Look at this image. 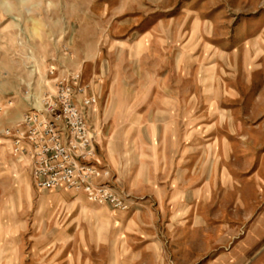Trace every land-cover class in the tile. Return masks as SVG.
<instances>
[{
	"label": "rangeland",
	"instance_id": "rangeland-1",
	"mask_svg": "<svg viewBox=\"0 0 264 264\" xmlns=\"http://www.w3.org/2000/svg\"><path fill=\"white\" fill-rule=\"evenodd\" d=\"M66 72L126 210L14 153ZM0 264H264V0H0Z\"/></svg>",
	"mask_w": 264,
	"mask_h": 264
},
{
	"label": "built area",
	"instance_id": "built-area-1",
	"mask_svg": "<svg viewBox=\"0 0 264 264\" xmlns=\"http://www.w3.org/2000/svg\"><path fill=\"white\" fill-rule=\"evenodd\" d=\"M97 102L80 73L66 72L40 107L23 114L14 131V153L29 161L38 188L67 187L93 203L126 210V199L108 184L98 183L106 173L91 163L97 134L89 113Z\"/></svg>",
	"mask_w": 264,
	"mask_h": 264
},
{
	"label": "crops",
	"instance_id": "crops-1",
	"mask_svg": "<svg viewBox=\"0 0 264 264\" xmlns=\"http://www.w3.org/2000/svg\"><path fill=\"white\" fill-rule=\"evenodd\" d=\"M93 110L91 109L90 110V113H89V122H90V124L92 125V126H94V123L92 122V119H91V112H92ZM95 128V127H94ZM95 130H96V128H95ZM97 134V133H96Z\"/></svg>",
	"mask_w": 264,
	"mask_h": 264
}]
</instances>
